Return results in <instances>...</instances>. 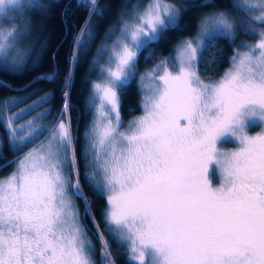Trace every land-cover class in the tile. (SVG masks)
<instances>
[{"label": "snow or ice", "instance_id": "snow-or-ice-1", "mask_svg": "<svg viewBox=\"0 0 264 264\" xmlns=\"http://www.w3.org/2000/svg\"><path fill=\"white\" fill-rule=\"evenodd\" d=\"M97 0H88L89 16L102 15ZM27 7H50L41 0H0V17ZM259 28L254 45L235 51L228 68L211 82L200 76V54L216 35L235 38L236 24L224 11L206 13L200 39H186L172 58L162 59L140 77L142 113L127 125L121 114V89L135 79L140 51L158 42L160 33L176 24L179 13L164 0H153L133 23L123 27L97 61L98 82L92 84L93 119L85 133V180L106 199L105 226L126 250L133 264H264V128L245 132L241 110H264V0H235ZM16 30H0V71L16 46ZM87 22L75 38L78 50ZM111 34L107 39H111ZM50 82L52 77H43ZM51 127L41 126L17 139L24 129L13 123L28 109L3 123L10 148L22 151L44 131L47 137L0 175V264H96L81 211L75 203L86 197L80 183L79 157L71 130L70 90ZM52 94L32 105L49 103ZM254 109L248 111L252 114ZM257 111V110H256ZM50 115L46 111L40 120ZM264 119V117H262ZM32 123H35L32 122ZM234 126V127H233ZM31 128V123L29 125ZM231 132L240 145L217 149V138ZM219 166L220 182L212 185L209 163ZM84 215H89L85 212ZM94 219V218H93ZM100 255L116 264L99 225Z\"/></svg>", "mask_w": 264, "mask_h": 264}, {"label": "trees", "instance_id": "trees-1", "mask_svg": "<svg viewBox=\"0 0 264 264\" xmlns=\"http://www.w3.org/2000/svg\"><path fill=\"white\" fill-rule=\"evenodd\" d=\"M182 9L176 24L160 33L158 42L148 43L139 54L138 72L150 71L162 59L172 58L176 47L186 38L191 37L198 26L200 19L213 11H226L231 15L236 24L235 38L229 40L227 37L216 35L200 54V76L206 82L217 80L224 70L229 66L231 55L235 48H239L246 42L253 41L256 34L253 31H242L241 29L259 28L260 25L245 13L234 7L235 0H166ZM44 4H50L44 13L33 17L35 29L38 31L34 49L38 51L35 64L25 65L18 71H0V100L10 95L28 94L27 99L45 97L52 94L49 103L34 109L43 110L48 105L51 123L60 113L62 104L61 93L70 90L69 115L71 117V130L75 138L76 151L78 155L80 138L83 134L82 122L83 110L86 98L88 82L83 81L86 68L89 66L90 55L95 42L101 36L104 28L113 22L117 10L124 0H100L101 19L92 37L91 45L81 54V46L78 50V59L72 62L77 52L75 38L80 36V30L94 19V14L89 16L91 7L84 6L88 0H43ZM33 56V55H32ZM54 81L43 79L52 77ZM122 105L121 114L125 118L130 113L139 110V88L137 75L134 80L127 83L120 93ZM26 101V100H24ZM23 101V102H24ZM37 109V110H36ZM46 118H44L46 122ZM85 129V128H84ZM28 147V146H27ZM27 147L23 148L26 149ZM22 150V151H23ZM22 151H14L9 148L6 132L0 123V165L5 161L11 162ZM12 166L0 170V175H6ZM80 183L88 198L86 205L82 199H76L79 206L82 221L86 227L88 237L94 245L93 259L96 264H106L100 255L102 249L101 238L98 235L96 224L102 231L108 242V251L116 264H133L126 255L125 248L118 243L110 234L109 228L105 226L103 212L105 198L99 191H95L89 184L84 182L82 163L79 161ZM87 212L89 215H84ZM94 218V219H93Z\"/></svg>", "mask_w": 264, "mask_h": 264}, {"label": "rangeland", "instance_id": "rangeland-1", "mask_svg": "<svg viewBox=\"0 0 264 264\" xmlns=\"http://www.w3.org/2000/svg\"><path fill=\"white\" fill-rule=\"evenodd\" d=\"M23 2L27 4L28 0H23ZM151 2H153V0H124V3L121 4L119 10H117L115 19L113 20V22H111L104 28L101 36L99 37L97 42H95L94 48L90 55L89 66L86 68V71L83 77L84 78L83 81L85 80V82H88V86L86 88L87 96L85 98L82 122L80 123L81 127H84L85 129L83 128L84 131L80 138V143H79L80 146H79V151H78L79 161L82 163V172L84 176V182L86 184H88V182L85 180L86 168H85V160L83 159L82 153L84 151L85 143H86L85 141L86 129L89 128L90 121L93 119V113L91 110L93 108V105L91 103L92 93H93L92 84L98 82V78L100 77V72L98 69H96V64H97V61H99L100 64H104L108 58L107 54H104L103 58H100L102 46L104 45L105 42L108 44L109 47L112 45L113 41L115 40V37L118 36L120 33V28L123 27V24L120 23L121 20H124L127 23H133L132 16L134 12L139 11L140 13H143L145 7ZM164 2L168 4H172L171 2L166 1V0H164ZM41 3H44L43 0H41ZM99 3H100V0H97L96 9L97 11L101 12V8H100L101 4L99 5ZM239 11L242 13H245L244 11L240 9ZM44 12H45V9L29 10L27 7H25L18 11L8 12L7 18L0 17V30H16L19 33V35H17L16 37V46L23 53V56L19 59V61H17L16 51L15 49H13V51H11L7 57L8 67L13 68V66H15L16 70L14 71H18L19 69L21 70L23 66L25 65L27 66L28 64L31 65V64L36 63V60L38 57V51L34 49V44L37 38L36 36H37L38 31L34 27V23H33L34 17L33 16L36 14L44 13ZM101 16L102 15L94 14V19L88 24L87 27H88L89 32L91 33V36L85 35L83 37L82 43H81L82 44L81 54L91 45L92 37L95 33L96 27L101 19ZM203 18L204 16L200 19L195 33L191 37H188L186 39H192L193 41H195L201 38L199 35V31H200V25H201ZM249 18L251 19L250 16ZM253 33L255 32L253 31ZM110 34L112 38L107 39ZM186 39H184L176 47V50ZM257 39L258 37L256 35L253 41L246 42L244 43L243 46L239 48H235L231 55V58L234 55L235 51H244L245 50L244 46L254 45ZM208 41L209 40L205 41V46L203 49L206 48ZM176 50L174 52L173 57L176 55ZM147 72L143 71L137 74L138 88H139L140 77ZM28 96H29V93L22 94V95H10L0 100V121H4L5 123H7L9 118L15 117L18 113H21L23 110L25 109L29 110L27 114H24L21 118L16 120L12 125V127L15 129H24L23 131L19 133V135L17 136V139H19L22 136H27L29 131L33 129H38L42 125L48 126V127H51L52 125L51 123L52 118L51 117L49 118L48 117L49 115L47 116L46 122L44 119L42 120L38 119L42 113L49 111L48 105H46V108L41 111L36 109L37 111L35 112L31 107L32 105L36 104L37 101L42 100L44 97L41 96V98L39 97V98L27 99ZM141 100H142V94L139 90V102H138L139 110L135 113L128 114L125 118H122L125 125H127L128 122L133 117L138 116L142 113V108L140 106ZM254 108L257 111H264V110L259 109L258 106L249 105V106H245L241 110V112L247 113L250 109H254ZM56 119H54L53 121H55ZM34 121L35 123H32ZM30 123H31V128H29ZM1 124H2L3 130L6 132L7 141H8V145L10 148L9 130L7 127L4 126L3 123ZM243 126L245 129V132L249 135H252L262 130V128H264V119H261L260 117L255 116V115L243 116ZM47 135H48V132L44 131L43 134L38 137V139L28 144L27 145L28 147L26 149H24L21 153H19L16 157H14L13 161L16 160L18 157L22 156L25 152L29 151L33 146L39 145L41 142H43L45 138L47 137ZM216 145H217V149H222L225 151L234 150V148L241 146L240 141L234 135H232L231 132H226L224 135L218 137L216 141ZM11 171L12 169L9 172ZM207 175L213 186H215L216 184L220 182L219 166L217 165L215 160L210 161L209 171ZM105 207H106V199H105Z\"/></svg>", "mask_w": 264, "mask_h": 264}, {"label": "clouds", "instance_id": "clouds-1", "mask_svg": "<svg viewBox=\"0 0 264 264\" xmlns=\"http://www.w3.org/2000/svg\"><path fill=\"white\" fill-rule=\"evenodd\" d=\"M204 24V21L201 22V25ZM258 116L262 119V117H264V111H256V110H253L252 114H249L248 112L247 113H244L243 116ZM243 116L241 117V120H243Z\"/></svg>", "mask_w": 264, "mask_h": 264}]
</instances>
